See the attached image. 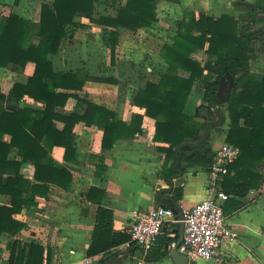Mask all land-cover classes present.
I'll return each mask as SVG.
<instances>
[{"label":"trees","instance_id":"16d2710c","mask_svg":"<svg viewBox=\"0 0 264 264\" xmlns=\"http://www.w3.org/2000/svg\"><path fill=\"white\" fill-rule=\"evenodd\" d=\"M19 1V0H16ZM161 0H127L117 9L115 16L94 18V0H54L52 4L43 3L39 22L22 17L11 11L0 22V67L21 70L28 62L35 63V71L27 82H15L8 94L0 89V136L11 135L9 141L0 138V193L10 195V204L0 203V234L16 232L21 224L14 214L22 211L25 205L32 204L33 198L26 195L46 193L50 184L67 188L73 181L70 166H54L55 146L65 148L67 161L75 157L73 128L77 122L85 120L88 124L104 128L102 147L111 149L118 139L133 138L143 131V115L135 113L131 122L120 120L115 111L82 97L74 91H81L89 80L127 83L138 82L143 77L142 65L135 61H123L120 77H107L92 72L90 64L76 71L56 69L54 56L63 42L76 28L84 24L74 21L78 11L84 12L93 21L114 28L109 42L112 64H116L119 29L133 31L151 27L159 21L158 3ZM178 1V0H170ZM175 34L173 43H165L161 56L167 63L159 69L158 82L146 80L139 86L134 103L146 109V114L156 119L155 139L169 143L165 148L168 158L175 159V147L186 141H198L204 133L207 120H196L194 108L188 104L196 82L203 80L204 101L210 105L218 100L216 93L220 81L228 76L234 78L229 92L228 112L230 118L226 141L238 145L239 158L229 166L224 190L235 197H244L253 188H259L264 175L260 165L264 159V74L254 76L250 73L251 60L257 45L264 50V0L247 4V11L236 17L224 13L220 17L209 14H196L186 11L182 19L173 21ZM198 49L210 56L206 65L192 57ZM93 65V64H92ZM98 68L99 67H94ZM179 69L189 72L188 76L178 73ZM98 71V70H97ZM48 80L61 90L50 91ZM24 94L43 102V116L33 115L34 108L29 106L9 110L2 102L8 97L20 98ZM75 96L86 104L83 114L59 111L69 97ZM65 122L60 130L54 121ZM215 127V126H212ZM209 138V137H208ZM208 138L199 146H185L180 155L187 160L201 162L207 169L213 155V146ZM13 147L18 148L20 160L10 158ZM31 161L35 166L34 178H26L20 173L21 164ZM14 168L15 174L4 179V171ZM175 173L172 167L165 169V177ZM182 177L180 182H182ZM106 193L104 188L92 186L87 197L98 203L95 225L87 256H110L112 250L121 245L135 242L127 231L114 229V210L103 205ZM174 198L182 197V187L174 189ZM162 205L174 206L172 200L158 198ZM242 202L238 200V204ZM172 237L164 233L159 242L168 245ZM158 242V243H159ZM169 252L165 248L153 259H159ZM44 246L37 242L15 240L11 245L9 264H43Z\"/></svg>","mask_w":264,"mask_h":264},{"label":"crops","instance_id":"0c3cea01","mask_svg":"<svg viewBox=\"0 0 264 264\" xmlns=\"http://www.w3.org/2000/svg\"><path fill=\"white\" fill-rule=\"evenodd\" d=\"M109 1L110 3L106 4L109 10L99 12L97 8L100 7V1L94 0V18L115 16L117 9L127 2V0ZM44 2L52 4L54 0H0V22L2 16L9 15L11 11L19 13L24 18L39 22ZM256 2L257 0H161L158 3L159 20L161 6L170 7L173 10L170 12L171 18H168L173 33L162 46L165 43H173L176 26L173 21L182 19L186 11L191 10L197 15L205 13L215 17L231 13L239 17L247 11V4ZM205 7L214 11H205L203 10ZM226 7L229 9L217 13L220 8ZM236 10L240 14H236ZM74 21L84 25L76 28V31L64 40L62 48L54 56L56 69L76 71L78 68L90 64L92 72L98 73V76L103 75V69L106 68L111 77H117L120 75L123 61H135L141 64L144 76H140L138 82L116 83L89 80L81 91L74 92L81 94L87 100L115 111L117 117L128 124L135 113L142 114L143 131L133 138L118 139L111 149H104L102 147L104 128L95 124L90 125L85 120L77 122L73 128L75 157L70 161L65 160L63 146H55L53 150L54 166L58 168L70 166L73 175L72 183L67 188L50 184L46 193L35 195L28 193L26 195L33 198L34 202L25 205L22 211L14 214V219L21 224V227L16 232L0 234V264H9L11 245L15 240L37 242L44 246L43 264H54L58 261L68 264H86V258L91 260L90 264H100L112 255L121 256L124 254L127 256L122 259L121 264H175L170 254L169 244L163 245L162 241L148 253H145L136 243L133 245L126 243L114 248L110 256L101 254L89 257L86 254L91 243L98 207L96 201L87 197L92 186L106 190L103 205L114 210V229L127 232H129L133 219L132 212L135 209L160 204L158 201L159 191L171 186L168 177L174 173L167 178L164 174L166 166L173 169L176 162L173 157L168 158L165 148L170 144L155 139L156 119L147 115L145 108L134 103L138 87L143 85L147 79L158 82L161 78L159 69L167 65L161 56L162 46L154 54L156 63H147L143 57L147 41L145 37H142V34L147 29L157 26L159 21L151 27H142L136 31L120 28L116 64H112L110 47L109 45L107 47L105 43V41L110 42L114 28L101 25L80 11L74 16ZM122 43L124 50L121 56L119 46ZM192 57L200 61L203 66L210 58L203 49H198L192 54ZM97 66L99 69L94 68ZM34 71V62H28L21 70L0 67L1 91L8 94L15 82L25 84ZM178 73L182 76L189 75V72L183 69H179ZM250 73L258 77L264 74V50L261 44L257 45L255 56L251 60ZM47 82L50 91L61 90L56 89L51 80ZM228 97L227 85L222 83L220 108L225 115V120L221 124L222 126L211 127L210 137L212 139H209L211 144H216L217 140L220 143L226 140L230 125L228 103L226 102ZM2 104L9 110H16L23 106L32 107L35 109L33 115L37 118L43 116L42 111L45 107L43 102L37 101L27 94L20 98L8 97ZM188 104L194 108L197 121L215 120L210 116L211 114H207L214 110L204 101L203 80H198L194 85ZM86 107L85 103L79 101L75 96H71L64 107L59 108V111L83 114ZM206 116H208L207 119ZM54 125L63 130L65 122L55 120ZM200 132L204 133L205 130ZM0 138L9 141L11 135L3 133ZM186 156L188 154L182 157L181 163L183 181L180 182L181 177L175 179L173 190L166 193L167 196L174 198L175 187H182V197L178 201L182 210L191 208L204 199L207 196L208 184L207 169L204 164L187 160ZM10 158L12 160L21 159L17 147L11 149ZM260 171L264 175V159L260 165ZM20 173L26 178L33 179L34 164L31 161L22 162ZM3 174L5 179L7 176L15 174V169L10 167ZM238 200L242 203L238 204ZM0 203L10 204V195L0 193ZM223 208L235 238L224 241L221 246V259L204 260L208 261V264H264V179L259 188L250 189L244 197L230 195ZM179 229V223L171 220L165 227V233L169 237H173L169 235L170 233H175L179 238ZM165 248H169L167 254L159 259H153L156 253L163 252ZM192 261L196 262L197 260H190L191 264Z\"/></svg>","mask_w":264,"mask_h":264},{"label":"built area","instance_id":"2783aa9c","mask_svg":"<svg viewBox=\"0 0 264 264\" xmlns=\"http://www.w3.org/2000/svg\"><path fill=\"white\" fill-rule=\"evenodd\" d=\"M238 145L222 141L213 149V155L207 168V196L194 206L184 209L177 216L172 207L156 204L147 208L135 209L129 233L131 239L145 252H150L165 233L168 222L173 220L185 224L184 236L179 240L170 233L172 240L169 248L177 249L188 256L189 260L221 259V246L227 239H234L224 213V203L230 197L223 181L230 173L229 166L240 156ZM91 260L86 258V264ZM54 264H68L63 261Z\"/></svg>","mask_w":264,"mask_h":264},{"label":"water","instance_id":"95a60500","mask_svg":"<svg viewBox=\"0 0 264 264\" xmlns=\"http://www.w3.org/2000/svg\"><path fill=\"white\" fill-rule=\"evenodd\" d=\"M222 83H225L227 85L228 93H229L231 88H232V85L234 83V78L232 76H228L227 78H224L220 81L219 88H218V91L216 93V96H217L219 101H221L220 93H221ZM210 105L212 106V108H213V110L216 113L218 118L215 120H209L206 122L205 132L197 142L186 141V142H183V143L176 146V148H175L176 162L173 165V170L176 173H174L168 177V181L171 184L170 188L160 190L158 193V196L161 199L173 201L174 206H172V208H173V211L176 215L177 214L181 215L183 210L180 207L178 201L173 197L167 196L166 193L171 192L173 190V188L175 186V179L180 178L183 175V170L181 168L182 157L180 155V149L185 147V146H189V145L195 146V147L200 146L210 136L211 127L212 126H218V125L222 124L225 120V115H224L222 109L220 108V105L214 100L210 102ZM24 165H26V163H24ZM179 225H180L179 240L182 241L183 236H184L185 224L183 221H180ZM170 254H171V257H172L175 264H191L188 256L185 255L183 252L177 250V249H171ZM126 256H127V254H124L121 256L112 255V256L108 257L107 259H105L104 261L100 262V264H121L122 259L126 258Z\"/></svg>","mask_w":264,"mask_h":264},{"label":"rangeland","instance_id":"374dc122","mask_svg":"<svg viewBox=\"0 0 264 264\" xmlns=\"http://www.w3.org/2000/svg\"><path fill=\"white\" fill-rule=\"evenodd\" d=\"M100 1V7L97 8L99 10V12H103L104 10H109V7L106 6V4H109L110 1L109 0H99ZM209 8H203V10L205 11H209V12H213L214 10L211 9V10H208ZM226 9H229V8H220L217 13H220L221 11H225ZM200 11H202L200 9ZM170 12H173V10L170 8V7H166V6H161L160 7V20H159V24L157 26H154L153 29H147L145 31V33L142 34V37H145L146 39V47H145V52L143 53V57H145V62L147 63H156L155 62V59H154V54L156 53L157 50H159L162 46V44L164 42H166L172 35L173 31L171 30L170 28V23H169V20L168 18H171L170 16ZM236 14H240L238 10L235 11ZM244 14V13H243ZM242 14V15H243ZM105 43L107 44V47L109 45V43L107 41H105ZM122 45V46H121ZM119 46V54H123V43ZM260 45V44H259ZM151 49V50H149ZM103 56H104V52H103ZM121 58V57H120ZM108 69L104 68L103 71H104V74L103 76H106L107 77H111L110 76V73L107 72ZM263 70V69H261ZM116 72L118 74V71L116 69ZM120 73V72H119ZM117 77H120L117 76ZM210 111V110H209ZM207 114H211L210 116L213 117L214 119L217 118L215 112L213 111H210L209 113ZM208 116H206V119H207ZM219 127L222 126L221 124L218 125ZM211 136V135H210ZM209 136L208 140L212 139L211 137ZM211 142V141H210ZM217 143H220L219 140H217L216 144H212L213 146V149L218 146ZM209 262L204 260V259H198L196 262L195 261H192V264H208Z\"/></svg>","mask_w":264,"mask_h":264}]
</instances>
